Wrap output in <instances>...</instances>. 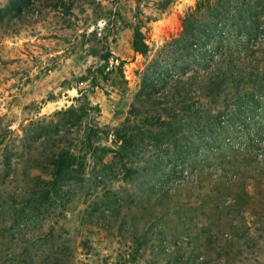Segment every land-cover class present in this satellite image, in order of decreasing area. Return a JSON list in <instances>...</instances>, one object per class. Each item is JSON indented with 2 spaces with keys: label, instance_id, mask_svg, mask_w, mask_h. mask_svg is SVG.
Here are the masks:
<instances>
[{
  "label": "rangeland",
  "instance_id": "obj_1",
  "mask_svg": "<svg viewBox=\"0 0 264 264\" xmlns=\"http://www.w3.org/2000/svg\"><path fill=\"white\" fill-rule=\"evenodd\" d=\"M213 1L0 0V264H264V104L227 147L202 140L203 98L172 95L198 65L183 19ZM220 1L237 6L229 42L264 27V0ZM226 212L248 242L229 240Z\"/></svg>",
  "mask_w": 264,
  "mask_h": 264
},
{
  "label": "trees",
  "instance_id": "obj_2",
  "mask_svg": "<svg viewBox=\"0 0 264 264\" xmlns=\"http://www.w3.org/2000/svg\"><path fill=\"white\" fill-rule=\"evenodd\" d=\"M234 9L228 11L224 9L220 0H215L201 3L195 7L193 12L185 15L179 35L181 39H176V41H183L184 45H180L178 49L187 50L190 56L195 57L193 60L198 65L196 69L190 72L183 71V78L176 79L182 83L181 89H175L172 93L173 96L180 99H192L196 96L203 98L206 110L205 120L199 131L202 134V140L215 141L220 137V140L228 145L227 147H230V141L233 138L227 128H234L236 123H238L237 126L239 123L243 124V119L248 114L264 104V47L249 43L250 41H256L259 30H264V27L257 30L256 26L250 32L246 41L237 39V42H229L231 30L233 29L232 20L236 17ZM206 10L209 11L211 17L206 21H199ZM254 20L257 21L256 17H254ZM259 22L263 23V20H259ZM216 36L219 37L218 44L211 47V39ZM240 36L242 35L240 34ZM131 44L135 51L144 52L146 49L143 34L137 27L133 29ZM194 50L197 51V56H195ZM191 51H193V54H191ZM92 52L96 54V51ZM109 54V51L106 50L99 53L98 57L105 61ZM148 73L158 76V73L147 69L143 73L141 91L148 86L154 87L156 84L152 81V75ZM144 92H141V94H145ZM215 106H221L225 113L218 112L212 115L210 110ZM189 108L192 110L196 106L190 104ZM256 123L257 126L264 127L263 121ZM219 131L222 133L219 134ZM235 132L233 134H236ZM216 136L219 137L216 138ZM255 142L253 144L257 145L259 140L256 139ZM258 154H261L259 159L264 158V149ZM60 157L58 155L52 162L57 168L62 166L64 162L63 159L60 160ZM230 160L236 164L241 161V159H235L234 157ZM231 177L236 179L235 173H232ZM25 194H27L26 191L22 190L19 195L21 196L20 199H27L28 197ZM226 196L231 202L230 205L238 203V195L228 194ZM220 197L221 194L216 196V199ZM244 197L243 202H247L251 196L244 192ZM208 216H211L210 213ZM222 216L219 217L222 218ZM234 218L233 216L229 218L227 212L223 217V220L227 221L225 224L229 231L226 235L235 244H239L240 241L244 240L248 242L246 236L249 233H243L244 229L240 227L241 225L245 227V221L239 225ZM240 218L242 219V217ZM208 220L210 219H207V222ZM207 226L204 240L209 245L218 241L216 240L218 237L211 231L212 224L209 223ZM228 245L233 246V244Z\"/></svg>",
  "mask_w": 264,
  "mask_h": 264
}]
</instances>
